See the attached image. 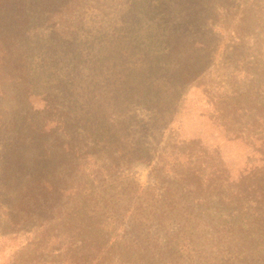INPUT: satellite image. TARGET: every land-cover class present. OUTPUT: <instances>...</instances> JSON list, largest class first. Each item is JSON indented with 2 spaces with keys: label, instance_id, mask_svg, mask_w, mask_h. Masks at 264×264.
<instances>
[{
  "label": "rangeland",
  "instance_id": "374dc122",
  "mask_svg": "<svg viewBox=\"0 0 264 264\" xmlns=\"http://www.w3.org/2000/svg\"><path fill=\"white\" fill-rule=\"evenodd\" d=\"M32 1L37 19L29 28L36 45L41 46L36 51L41 59L46 60L42 51L46 33L54 31L52 19L60 18L57 28L65 32L74 25L77 39H71L72 44L81 43L66 48L69 56L74 58L82 52L83 57L73 72L81 71L84 78L93 65L101 94L98 101L109 125L105 139L121 146L119 152L126 163L120 165L112 157L96 161V153H89L84 161L60 156L55 143L45 147L48 159L54 160H44L41 148L33 152L36 160L39 156L47 162L46 176L54 188L46 194L34 186L16 191L14 182L8 190L0 191V264H148L144 254L131 263L125 257L122 263L117 260L124 256L118 259L119 255L107 252L117 241L129 245L136 241L135 220L141 210L146 211L142 224L157 239L160 264L170 259L176 262L177 242L185 220L191 217L181 212L183 219L176 213L173 221H153L154 212L161 211V206L163 209L168 186L154 170L156 152L169 149L177 140H188L207 149L209 158L217 152L215 158L222 160L232 176L259 164L264 139V96L260 89L264 85V0H224L222 8H218V0H51L50 7L60 14L49 21L45 19L48 16H42L43 0ZM44 62L48 69L36 84H30L29 99V94L0 74V91L8 98L15 96L0 102V120L6 119L2 107L16 105L17 114L25 113L27 97L37 128L64 126L72 144L73 138L83 135L79 120L84 99L77 89L73 92L75 85L66 88L67 69L54 70V74L52 64ZM172 76L178 83H173ZM142 82L155 86L154 95L162 109L156 117L143 106L120 104V96L127 98V88ZM46 96L51 99L52 110H47L41 100ZM250 97L257 98L256 102L249 101ZM234 105L238 115L245 114L242 122L223 125L240 130L242 136L248 132L247 141H229L215 119V113L230 111ZM7 134L0 129V137ZM18 143L22 146L20 140ZM79 144L82 152L95 149L84 139ZM135 149L146 153L142 161H134L131 152ZM148 158L149 164H145ZM22 159L25 162L31 157ZM83 200H95V206L103 200L117 205L110 215L91 223L97 227L103 221L108 227L96 236L99 250L89 251L83 260L78 258L79 262L66 248L75 236L69 225L76 228L82 223L73 221L70 214ZM80 229L84 230V225ZM234 235L215 234L202 243L201 250L211 256L212 264H257L253 255H239L240 246L249 245ZM80 238L90 243L95 236L82 231Z\"/></svg>",
  "mask_w": 264,
  "mask_h": 264
},
{
  "label": "trees",
  "instance_id": "16d2710c",
  "mask_svg": "<svg viewBox=\"0 0 264 264\" xmlns=\"http://www.w3.org/2000/svg\"><path fill=\"white\" fill-rule=\"evenodd\" d=\"M24 1L0 0V74L2 77H7L9 82H13L15 86L20 87L24 94L28 95L30 84H36V79L48 69L45 67L44 61H46L49 62L48 64H52L53 70L51 71L54 74H57L54 70L59 72V70L67 69L68 72L64 76L67 83L66 88L69 89V85H75L73 92L77 89L84 99L83 112L79 120L83 135H77V138H73L72 144L69 141L70 136L64 131L66 129L64 126L52 129L56 133L61 129L57 135L51 129L46 130L45 125L37 128V124L30 114L34 112L30 101H28L31 94H29L28 99L25 98L24 105L28 106L25 113L17 114L16 105L12 108L2 107L1 109L6 119L0 120V129L7 131L8 134L0 137V191L2 189L8 190L10 184L15 182L16 191L34 186L46 194L52 192L54 188L52 181H49L46 176L49 171L44 164L47 163L44 160H54V158L48 159L49 154H46L48 152L45 149V147L52 146L51 143L56 144L60 156L78 158L81 161L87 159L86 157L90 156L89 153H96L98 157L96 161L100 160L101 157H112L116 159L118 164L124 165L126 160L123 158L124 156L120 155L121 146L115 147L105 139L108 123L104 113L101 112L102 106L98 101L101 94L93 74V65L88 70L90 74L84 78L81 71L78 74L73 72L76 70V68L74 69L75 64L79 63L83 57L82 52L74 54V58L69 56V48H66L68 45L78 47L81 43L72 44L73 40L71 39H77V35L73 32L74 25L69 26L72 30L65 32L57 28L60 18L52 19L51 26L53 25L54 31L46 33V44L42 46V51L45 52L43 57H46V60H43L36 52L41 46L36 45L31 36L33 29L29 28L30 22L37 19V7L32 0H27L28 3ZM218 1L220 2L218 8H222L224 0ZM43 2L45 6H42V16L44 18L48 16L45 18L46 21L60 14L59 11L52 10L50 7L52 5L51 0H43ZM187 5L189 6V4ZM70 64L73 68L70 67ZM259 73H263V71H259ZM72 76L73 78H71ZM172 81L175 84L178 83L174 76H172ZM152 83L142 82L127 88L124 95L127 98L124 99L123 96H120L122 99L120 104L129 102L136 106H143L148 111L153 112L156 117V112H161L162 109L159 107V99L154 95L156 91ZM26 89L28 93L25 92ZM260 89L262 97L264 96V85H261ZM14 97L8 98L0 91V102ZM256 99L255 97L248 98L251 102H256ZM41 100L47 110L53 109L50 98L46 96ZM237 107L234 105L230 111L215 113V119L218 126L226 133L229 141L242 139L247 141L248 132L242 136L240 130L227 128V126L242 122L245 116V114L238 115ZM158 116L162 118L163 114ZM226 123L227 126L224 127L223 124ZM54 137L57 142L51 139ZM108 138L114 137L109 136ZM83 139L96 150L89 152L91 150L89 148V150L87 149L88 152H82L79 143ZM19 140L22 146L18 143ZM173 145L169 149L162 148L156 152L154 170L168 186L163 201V209L161 206V211L154 212L153 221L158 224L163 221H173L176 213H179L183 219L181 212H188L191 218L185 220L181 230L182 236L179 237L178 246L176 245L179 251L176 257L177 261L170 259L166 264H212L211 256L201 250L202 243L215 234L223 235L224 233L235 234L234 236L245 241V244L248 243V248L240 246L239 255H242L241 257L253 255L257 264H264V139L259 148L261 151L259 164L250 166L247 171L240 172L236 176H232L227 171L219 157L215 158L218 156L217 152L214 151L212 158H209L206 155L208 150L201 147L199 143L177 140ZM39 148H41L44 160L39 159V156L37 160L34 158L37 154L33 152ZM123 151L129 150L123 148ZM131 153L136 162L142 161L146 154L140 149L132 150ZM28 155H30L31 160L21 161ZM145 164H149V158ZM76 165L72 166L73 169H76ZM93 201L77 202L70 214L73 221L82 220V223H78L79 226L77 225L76 228L69 225L75 236L71 238L66 249L69 255L74 254L71 257L75 261H79V257H82L83 260L84 255H88L89 251L99 250L97 248L99 241L96 236L108 227V223L101 221V225L97 227L91 223H97L103 216L110 215L114 212L113 206L117 205L110 200H103L100 205L95 206L96 201ZM228 211L231 213L227 214ZM140 213L135 220L138 222L135 224L136 241L130 245L123 241H117L107 252L119 255L118 259L124 256L123 260H117L122 261V263L125 257H128L125 261L131 263L137 255L144 254L148 264H160L157 239L150 232H147V227L142 224L146 211L141 210ZM81 225H84V230L80 229ZM82 231L87 235L95 236V239L91 240L90 243L87 240H82L80 238ZM240 244L245 245L244 243ZM101 245L106 244L101 243ZM58 251L60 250H53L52 253Z\"/></svg>",
  "mask_w": 264,
  "mask_h": 264
}]
</instances>
